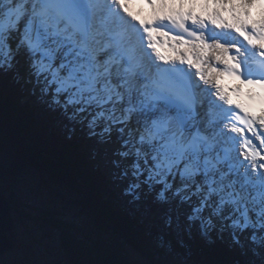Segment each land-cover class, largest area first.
I'll list each match as a JSON object with an SVG mask.
<instances>
[{"label": "snow or ice", "instance_id": "6c2138e0", "mask_svg": "<svg viewBox=\"0 0 264 264\" xmlns=\"http://www.w3.org/2000/svg\"><path fill=\"white\" fill-rule=\"evenodd\" d=\"M130 2L0 0V85L83 136L136 216L123 264H264V15L250 18L264 0H239L243 15L236 0H142L146 18ZM8 161L0 134V173ZM81 219L70 193L30 202L18 242L44 250Z\"/></svg>", "mask_w": 264, "mask_h": 264}, {"label": "trees", "instance_id": "16d2710c", "mask_svg": "<svg viewBox=\"0 0 264 264\" xmlns=\"http://www.w3.org/2000/svg\"><path fill=\"white\" fill-rule=\"evenodd\" d=\"M52 120L40 107L17 97L8 84L0 85V134L7 151L14 153V176L28 167L43 170L49 179L80 195V205L91 212L99 228L112 235L110 239L87 234L82 238L78 226L64 228L61 241L70 262L85 264L81 257L87 255L91 264H123L133 258L127 247L134 243L135 213L120 200L107 177L88 164L83 136L66 141L54 131ZM13 202V211L27 217Z\"/></svg>", "mask_w": 264, "mask_h": 264}, {"label": "rangeland", "instance_id": "374dc122", "mask_svg": "<svg viewBox=\"0 0 264 264\" xmlns=\"http://www.w3.org/2000/svg\"><path fill=\"white\" fill-rule=\"evenodd\" d=\"M52 125L54 127L53 120ZM8 154V165L0 174V181H2V184H0V194H5L9 197L10 201H14L16 204L18 203L23 211L27 212L30 202H35L43 206L53 195L61 192L70 193L77 201L81 199L80 195L72 192L69 189H66L67 186H65L62 182L49 179L43 170H39L34 167L23 169L25 175L29 176L30 179L26 183L21 182L19 179V174L15 177L11 169L14 162V153L12 151H8ZM33 176L35 177V183H33L31 180V177ZM81 207L82 219L80 225L78 226V233L82 235V238L87 237V235L94 238L100 235L105 238H112V235L107 232L106 228L102 229L98 227L91 212L85 209L83 206ZM13 218L15 220V238L18 242V229L24 225L26 217L20 215L18 211H13ZM37 223H39V221H37ZM127 248L131 253V248ZM67 255L68 254L65 251L60 238L58 243L49 244L44 250L21 246L18 242V244L12 250L0 253V260H2L4 264H12V262L15 260L51 259L67 261L68 264H70L71 262ZM81 261L85 264H91V260L87 255L81 257Z\"/></svg>", "mask_w": 264, "mask_h": 264}, {"label": "water", "instance_id": "95a60500", "mask_svg": "<svg viewBox=\"0 0 264 264\" xmlns=\"http://www.w3.org/2000/svg\"><path fill=\"white\" fill-rule=\"evenodd\" d=\"M12 203L5 195L0 196V253L12 250L17 244ZM70 264H81L72 261Z\"/></svg>", "mask_w": 264, "mask_h": 264}, {"label": "bare ground", "instance_id": "6f19581e", "mask_svg": "<svg viewBox=\"0 0 264 264\" xmlns=\"http://www.w3.org/2000/svg\"><path fill=\"white\" fill-rule=\"evenodd\" d=\"M129 7L136 12L137 10H140V16L139 18H146V17H150V9L147 5L143 4L142 0L140 1L139 4H129ZM254 7L256 8H251L250 9V18L251 19H260L262 15H264V9H262V7L257 4L254 5ZM236 8L237 11L243 15V8L240 5L239 0H236ZM199 10V8L197 9ZM223 83H225L226 85H230L232 83L226 81V79L223 81ZM1 195H5V194H0ZM6 197H8L7 195H5ZM9 198V197H8ZM12 203V202H11ZM13 208V207H12ZM13 213V212H12Z\"/></svg>", "mask_w": 264, "mask_h": 264}]
</instances>
